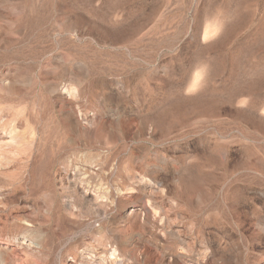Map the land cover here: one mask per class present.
<instances>
[{"label":"rangeland","instance_id":"374dc122","mask_svg":"<svg viewBox=\"0 0 264 264\" xmlns=\"http://www.w3.org/2000/svg\"><path fill=\"white\" fill-rule=\"evenodd\" d=\"M0 264H264V0H0Z\"/></svg>","mask_w":264,"mask_h":264},{"label":"bare ground","instance_id":"6f19581e","mask_svg":"<svg viewBox=\"0 0 264 264\" xmlns=\"http://www.w3.org/2000/svg\"><path fill=\"white\" fill-rule=\"evenodd\" d=\"M28 245V244H27Z\"/></svg>","mask_w":264,"mask_h":264}]
</instances>
